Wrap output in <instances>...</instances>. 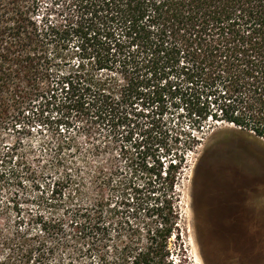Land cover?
<instances>
[{
  "label": "trees",
  "instance_id": "16d2710c",
  "mask_svg": "<svg viewBox=\"0 0 264 264\" xmlns=\"http://www.w3.org/2000/svg\"><path fill=\"white\" fill-rule=\"evenodd\" d=\"M47 1L0 0V159L51 109L66 127L145 117L143 128L164 143V115L182 109L189 129L234 125L229 135L264 152V0ZM58 134L53 160L63 164L75 143ZM187 137L186 147L200 145ZM179 160L147 165L146 192L135 186L118 208L100 194L109 184L99 173L67 172L49 211L0 234V264H174ZM218 171L234 185L247 179L238 165Z\"/></svg>",
  "mask_w": 264,
  "mask_h": 264
},
{
  "label": "rangeland",
  "instance_id": "374dc122",
  "mask_svg": "<svg viewBox=\"0 0 264 264\" xmlns=\"http://www.w3.org/2000/svg\"><path fill=\"white\" fill-rule=\"evenodd\" d=\"M135 107L142 109L140 104ZM186 114L174 109L164 115L170 129L165 147L157 133L143 128L145 117H129L112 129L75 119L66 127L56 123L60 113L46 112L47 124L33 123L30 132L20 136L24 143L19 151L0 159V234L12 233L20 220L29 222L49 211L50 192L55 184L64 183L67 172L81 171L84 177L99 173L97 177L109 184L100 194L118 208L126 199L132 203L135 186L147 185L146 192L151 181L147 165L166 169L183 159L175 182L179 238H173L170 245L174 264H264V152L242 137L229 135L233 130L221 124L203 134L189 129ZM59 132L75 143L74 150L62 154L63 164L53 160ZM187 136L199 139L200 145L186 147ZM15 138L16 134L6 138L3 152ZM234 165L247 177L242 186L218 171ZM221 186L223 194L218 192ZM239 192L246 196V206L239 203ZM6 254L0 248V259Z\"/></svg>",
  "mask_w": 264,
  "mask_h": 264
},
{
  "label": "flooded vegetation",
  "instance_id": "af4514ba",
  "mask_svg": "<svg viewBox=\"0 0 264 264\" xmlns=\"http://www.w3.org/2000/svg\"><path fill=\"white\" fill-rule=\"evenodd\" d=\"M240 190H241V189H240ZM240 192H241V191H240ZM240 192H239V195L242 196V200L239 201V203L242 204V205H244V206H246V201H247V200H246V196H245L244 194H240ZM260 193H261V192H259L258 196L260 195Z\"/></svg>",
  "mask_w": 264,
  "mask_h": 264
},
{
  "label": "water",
  "instance_id": "95a60500",
  "mask_svg": "<svg viewBox=\"0 0 264 264\" xmlns=\"http://www.w3.org/2000/svg\"><path fill=\"white\" fill-rule=\"evenodd\" d=\"M224 126L230 128V129H235L234 125L226 124V125H224Z\"/></svg>",
  "mask_w": 264,
  "mask_h": 264
},
{
  "label": "bare ground",
  "instance_id": "6f19581e",
  "mask_svg": "<svg viewBox=\"0 0 264 264\" xmlns=\"http://www.w3.org/2000/svg\"><path fill=\"white\" fill-rule=\"evenodd\" d=\"M228 128V127H227Z\"/></svg>",
  "mask_w": 264,
  "mask_h": 264
}]
</instances>
